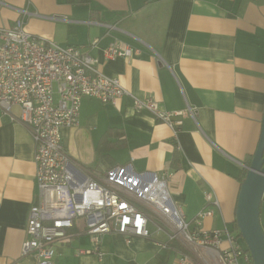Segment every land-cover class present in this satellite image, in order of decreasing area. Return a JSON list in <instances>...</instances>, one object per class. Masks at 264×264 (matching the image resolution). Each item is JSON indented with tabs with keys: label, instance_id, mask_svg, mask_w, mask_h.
<instances>
[{
	"label": "crops",
	"instance_id": "1",
	"mask_svg": "<svg viewBox=\"0 0 264 264\" xmlns=\"http://www.w3.org/2000/svg\"><path fill=\"white\" fill-rule=\"evenodd\" d=\"M21 9L31 14L24 19L27 33L77 48L130 93L115 104L84 98L78 125L61 128L72 177L79 183L103 179L110 168L128 165L137 174L167 173L168 190L190 231L221 234L213 247L171 241L163 223L157 231V218L148 223V239L126 243L104 234L95 253L77 220L70 236L55 245L53 264H227L226 232L237 236L238 177L261 132L264 0H0V27L13 25ZM110 46L130 54L111 59L105 53ZM133 98H151L165 112L189 109L194 117L174 118L171 129L136 111ZM19 113L18 107L10 115L0 109V264H37L35 255L20 254L30 207L39 199L34 144L16 121ZM203 209L212 215L197 227ZM260 225L264 232V199ZM235 240L243 248L240 237Z\"/></svg>",
	"mask_w": 264,
	"mask_h": 264
},
{
	"label": "built area",
	"instance_id": "2",
	"mask_svg": "<svg viewBox=\"0 0 264 264\" xmlns=\"http://www.w3.org/2000/svg\"><path fill=\"white\" fill-rule=\"evenodd\" d=\"M18 12L21 17L13 25L0 27V109L10 115L12 107H18L16 121L28 129L34 144L39 200L29 210L21 256L32 254L37 264H53L55 245L70 236L77 220L83 222L95 253L104 234L121 236L126 243L133 238L148 239V223L157 218V231L163 230V223L171 241L217 246L220 232L190 231L182 207L173 201L168 190L167 173L137 174L128 165L110 168L103 179L93 177L79 183L72 177L61 128L78 125L84 98L115 104L130 93L117 78L101 74L96 61L77 48L60 47L27 33L24 19L31 14L22 9ZM105 53L113 59L129 55L130 50L110 46ZM133 108L149 112L171 129L174 118L194 117L189 109L161 111L151 98H133ZM206 200L211 201V196L206 195ZM211 215V210L203 209L194 220L196 226L200 227L201 221ZM226 235L230 244L223 252L227 264H238L240 259L248 261L249 255L243 254L235 236Z\"/></svg>",
	"mask_w": 264,
	"mask_h": 264
},
{
	"label": "water",
	"instance_id": "3",
	"mask_svg": "<svg viewBox=\"0 0 264 264\" xmlns=\"http://www.w3.org/2000/svg\"><path fill=\"white\" fill-rule=\"evenodd\" d=\"M245 171L239 186L234 223L251 263L264 264V232L260 225V206L264 196V110L259 142Z\"/></svg>",
	"mask_w": 264,
	"mask_h": 264
},
{
	"label": "trees",
	"instance_id": "4",
	"mask_svg": "<svg viewBox=\"0 0 264 264\" xmlns=\"http://www.w3.org/2000/svg\"><path fill=\"white\" fill-rule=\"evenodd\" d=\"M120 138V139H119ZM118 139H119V141H118V143H119V146H124V144H125V137L121 134V135H119V137H118ZM122 143H123V145H122ZM111 148H113V146L112 145H106V147H104V149H111ZM100 149H101V147H100ZM250 162H251V159H249V162H248V165L250 164ZM245 174H246V171H243L241 174H240V176L238 177V181H239V183H241L242 181H243V179H244V177H245ZM264 199V198H263ZM234 230L236 231V233H237V238L239 237V234H238V231H237V228H236V225H234ZM235 237V238H236ZM174 246H178L177 244L175 245V243H174ZM242 247V246H241ZM242 250H243V254H248V251L246 250V247H245V245L243 244V248H242ZM249 258H250V256H249Z\"/></svg>",
	"mask_w": 264,
	"mask_h": 264
},
{
	"label": "rangeland",
	"instance_id": "5",
	"mask_svg": "<svg viewBox=\"0 0 264 264\" xmlns=\"http://www.w3.org/2000/svg\"><path fill=\"white\" fill-rule=\"evenodd\" d=\"M242 244H244L243 242H242V240L240 241Z\"/></svg>",
	"mask_w": 264,
	"mask_h": 264
}]
</instances>
